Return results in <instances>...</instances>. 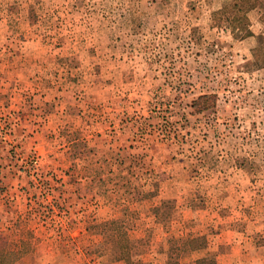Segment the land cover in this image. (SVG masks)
<instances>
[{"label": "rangeland", "instance_id": "1", "mask_svg": "<svg viewBox=\"0 0 264 264\" xmlns=\"http://www.w3.org/2000/svg\"><path fill=\"white\" fill-rule=\"evenodd\" d=\"M230 3L0 0V173L26 177L44 218L22 228L47 234L0 252L110 264L123 225L114 264H166L181 237L264 264V8Z\"/></svg>", "mask_w": 264, "mask_h": 264}, {"label": "crops", "instance_id": "2", "mask_svg": "<svg viewBox=\"0 0 264 264\" xmlns=\"http://www.w3.org/2000/svg\"><path fill=\"white\" fill-rule=\"evenodd\" d=\"M4 175L0 173V239L3 237V241H5L11 238H24L30 232L31 241H33L32 249L42 251L41 248L46 241L47 234L42 232L40 234L37 228H28L27 230L22 228V225H28L38 219L30 218V212L34 208L32 200L34 196L31 194L32 190L29 185L25 182L26 177L20 178L14 174L11 177L7 175L8 178H6ZM30 247H32L31 243L25 240L20 243L23 260L28 256Z\"/></svg>", "mask_w": 264, "mask_h": 264}, {"label": "trees", "instance_id": "3", "mask_svg": "<svg viewBox=\"0 0 264 264\" xmlns=\"http://www.w3.org/2000/svg\"><path fill=\"white\" fill-rule=\"evenodd\" d=\"M230 1L231 3L229 4V6H231L233 9L234 8L237 9L239 14H245V16L247 13L255 10L257 7L264 8V4L262 2L263 0H230ZM243 18L244 17H242L241 19ZM241 31L243 32L244 30ZM250 35L251 32L247 28V30H245L244 32V35L241 37H248ZM1 136L2 135H0V137ZM40 178L41 176L38 177L39 180ZM31 187H33V183L31 184ZM35 198L36 197L34 196L32 200H36ZM35 204H38V201H36L34 205ZM39 206L42 207L40 204L38 205V207ZM43 209H44L43 207L40 209L32 208L30 212L31 213L30 218L31 219H37L40 217L44 218ZM96 227H98V225H96ZM132 242L133 241L130 238L128 231H125V228L123 227V225H121L118 230L117 239L114 242L109 255L107 256L110 260L108 262L110 264H114V263H121L129 259L131 254L130 245L132 244ZM19 258H20V251H17L16 245H10L8 247H5L0 252V264H14L16 263V261H18ZM85 264H90V263H85ZM134 264H143V263L138 261ZM166 264H219V261L217 258H201L200 260H195L193 258L192 251L190 249L188 242L186 241L185 238L181 237V238L171 239L170 249L168 252V260Z\"/></svg>", "mask_w": 264, "mask_h": 264}]
</instances>
